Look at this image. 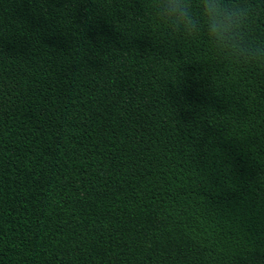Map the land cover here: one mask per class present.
I'll return each mask as SVG.
<instances>
[{
	"label": "trees",
	"instance_id": "trees-1",
	"mask_svg": "<svg viewBox=\"0 0 264 264\" xmlns=\"http://www.w3.org/2000/svg\"><path fill=\"white\" fill-rule=\"evenodd\" d=\"M0 264H264V66L148 0H0Z\"/></svg>",
	"mask_w": 264,
	"mask_h": 264
},
{
	"label": "clouds",
	"instance_id": "clouds-1",
	"mask_svg": "<svg viewBox=\"0 0 264 264\" xmlns=\"http://www.w3.org/2000/svg\"><path fill=\"white\" fill-rule=\"evenodd\" d=\"M151 17L178 39L205 37L213 53L235 66H264V41L250 28L256 10L249 0H148ZM198 9V10H197Z\"/></svg>",
	"mask_w": 264,
	"mask_h": 264
}]
</instances>
